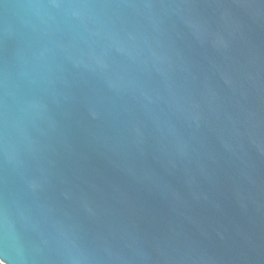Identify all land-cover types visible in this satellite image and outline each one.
I'll return each mask as SVG.
<instances>
[{
	"label": "water",
	"instance_id": "water-1",
	"mask_svg": "<svg viewBox=\"0 0 264 264\" xmlns=\"http://www.w3.org/2000/svg\"><path fill=\"white\" fill-rule=\"evenodd\" d=\"M0 264H264V0H0Z\"/></svg>",
	"mask_w": 264,
	"mask_h": 264
}]
</instances>
